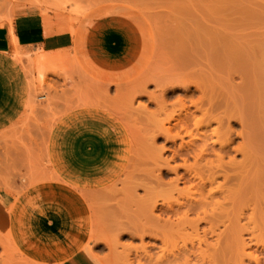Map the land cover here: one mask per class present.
<instances>
[{"label": "rangeland", "instance_id": "1", "mask_svg": "<svg viewBox=\"0 0 264 264\" xmlns=\"http://www.w3.org/2000/svg\"><path fill=\"white\" fill-rule=\"evenodd\" d=\"M25 6L54 19L72 42L47 53L42 75L25 72L41 48L14 56L24 73L26 96L21 113L0 129V190L39 197L28 202L23 235L15 233L7 249L0 246V264L8 255L14 262L24 259L21 264H49L65 247L87 241L101 264H125L127 247H138L140 241L119 230V223L129 221V209L120 203L141 176L148 116L165 110L158 114L165 120L167 113L173 116L180 110L170 104L159 112L141 91L143 85L156 91L147 79L168 73L183 49L179 44L187 35L186 0H0V24L12 22ZM139 103H147L145 113L138 111ZM91 124L108 130L112 153L106 167L80 180L62 148L78 147ZM156 192L158 188L150 195ZM144 194L137 188V195ZM33 204L39 206L38 213Z\"/></svg>", "mask_w": 264, "mask_h": 264}, {"label": "bare ground", "instance_id": "2", "mask_svg": "<svg viewBox=\"0 0 264 264\" xmlns=\"http://www.w3.org/2000/svg\"><path fill=\"white\" fill-rule=\"evenodd\" d=\"M184 7L183 49L170 74L147 79L156 91H141L159 112L170 104L180 110L165 120L158 115L165 110L148 116L141 176L120 203L129 221L117 228L140 241L124 262L264 264V0H186ZM96 124L68 152L80 180L110 160L108 130ZM0 235V246L11 247L15 234ZM86 244L92 253L88 241L75 248ZM8 256L3 264L24 261Z\"/></svg>", "mask_w": 264, "mask_h": 264}, {"label": "crops", "instance_id": "3", "mask_svg": "<svg viewBox=\"0 0 264 264\" xmlns=\"http://www.w3.org/2000/svg\"><path fill=\"white\" fill-rule=\"evenodd\" d=\"M58 27L59 24L54 19L48 20L47 14L42 15L34 6L19 8L12 22L0 24V129L17 118L25 102V77L15 57H18L19 52H30L41 48L31 60L30 69H25L26 74L37 71L39 75V71H43L47 53L65 48L72 42L71 34ZM72 133L75 135L77 132L72 130ZM81 135L85 139V135ZM62 149L72 152L74 148ZM36 197H39V194L29 192L15 196L9 191L0 190V233L12 231L21 237L24 233V217L29 210L28 202L35 200ZM38 207L37 204L32 205L37 213ZM24 237L26 236L22 237L20 243L23 242ZM49 264L101 263L84 245L81 248L65 247L57 254V260Z\"/></svg>", "mask_w": 264, "mask_h": 264}]
</instances>
